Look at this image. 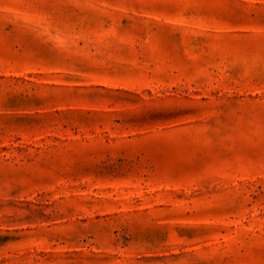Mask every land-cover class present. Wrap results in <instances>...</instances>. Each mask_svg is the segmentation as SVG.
<instances>
[{"label":"rangeland","instance_id":"374dc122","mask_svg":"<svg viewBox=\"0 0 264 264\" xmlns=\"http://www.w3.org/2000/svg\"><path fill=\"white\" fill-rule=\"evenodd\" d=\"M0 264H264V0H0Z\"/></svg>","mask_w":264,"mask_h":264}]
</instances>
